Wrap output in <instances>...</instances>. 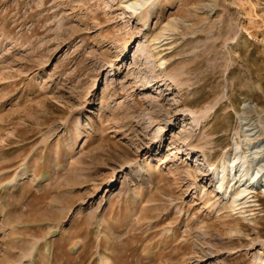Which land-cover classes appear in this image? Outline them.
Returning <instances> with one entry per match:
<instances>
[{
	"label": "rangeland",
	"instance_id": "374dc122",
	"mask_svg": "<svg viewBox=\"0 0 264 264\" xmlns=\"http://www.w3.org/2000/svg\"><path fill=\"white\" fill-rule=\"evenodd\" d=\"M243 114L264 0H0V264L264 261V193L231 213L209 169Z\"/></svg>",
	"mask_w": 264,
	"mask_h": 264
},
{
	"label": "bare ground",
	"instance_id": "6f19581e",
	"mask_svg": "<svg viewBox=\"0 0 264 264\" xmlns=\"http://www.w3.org/2000/svg\"><path fill=\"white\" fill-rule=\"evenodd\" d=\"M121 2L138 17L147 13V19L153 16L158 5V0H121ZM165 27L164 29L168 30L171 24ZM163 36H165L164 30L155 35L153 41L162 43ZM117 71L119 69L114 73ZM249 120L244 114L241 116V130L244 132V138L238 140L236 137L230 152L227 151L218 164L209 166L214 175L213 184L225 198V205L231 213L239 212L248 220L252 217L251 215H254L248 213V209L258 205L253 199L254 193L258 190L264 193V141H260V131L264 127L259 128L255 122ZM17 178L21 177L17 176ZM113 182L114 178L109 180L108 185ZM259 264H264V261L260 260Z\"/></svg>",
	"mask_w": 264,
	"mask_h": 264
}]
</instances>
